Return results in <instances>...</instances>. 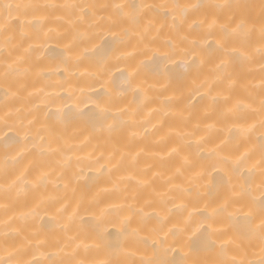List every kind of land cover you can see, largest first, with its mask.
I'll return each instance as SVG.
<instances>
[{
	"label": "snow or ice",
	"instance_id": "obj_1",
	"mask_svg": "<svg viewBox=\"0 0 264 264\" xmlns=\"http://www.w3.org/2000/svg\"><path fill=\"white\" fill-rule=\"evenodd\" d=\"M95 7L93 4L81 3H39L35 0H22V2L13 3L0 0V34L5 36L4 48H10L8 55L0 62V82L6 86L4 89L5 100L10 94L15 95L12 89L19 83L23 74L40 66V58H33L34 54L38 52V48L31 43L23 50V54L13 57V53L20 46L11 45L14 37L8 33L12 31V24L19 20V15L35 17L33 22H24L25 28H35V39L68 41L64 45L66 55L62 57L65 72L72 74L79 72L81 78L101 83L115 65L120 63L135 65L127 77V89L116 94L105 91L103 85L101 90L95 93V99L88 96L84 87L80 88L79 95L75 99L70 96L67 100L46 92L44 88L29 93L30 96L42 98L45 107L58 102L63 105L62 108H57L55 111L49 110L46 117L48 121H52L54 124H64L70 120H81L94 130L108 133L115 129L135 128L137 122L133 117L139 114L143 107L141 95L144 90L141 84L144 81L140 79L143 69H150L152 65L162 64L163 72L159 73L160 78L149 85L148 90L150 91L156 85H161V91L167 92L169 84L163 81L172 78L167 69L170 64H175L174 58L177 55L187 56L190 54L193 57L192 64L195 65L198 50H203L205 47L202 41L208 40L206 47L217 55L219 63L213 70L212 84L208 85V81L205 80L200 83L195 92L199 94L201 88L208 86L207 93L201 95L200 100H203L205 95L208 97L209 103L204 106V118L212 122L204 124L203 128L199 119L194 124L191 123V109L196 107L192 101L191 93L187 97H184L183 93L179 97H164L162 104L169 108H171L174 99L187 100L184 110L188 111L189 115L182 118L183 127L186 130L175 133L179 142L170 147L165 155L158 156L159 164L150 165L141 170L145 175L151 172L152 179H140L136 183L140 188L151 189V191L147 192L148 198L145 199L142 207L129 205L128 209L132 216L138 218V224H142L145 217L155 215L160 224L158 230L163 233L160 237V249L154 252V258L144 261L143 264H264V94L261 95L258 106L245 104L241 99L234 100L236 81L233 78V73L229 71L233 65L250 62L256 52L264 59V0H261V20L258 27L243 11L249 5L233 3L232 0H213L210 3H204L202 0H194V2L192 0L189 2L173 0L172 3L159 4L113 3L102 6L111 8L112 15L99 19H96L94 14L89 15L90 10ZM56 10H64L70 16H75L74 21H68L72 26L71 30L61 32L56 28L46 27L50 16ZM226 10L231 15L221 22V14ZM13 12L18 14L15 20L12 19ZM150 14L151 19L148 18ZM157 16H162L165 19V22L159 26L155 21ZM56 19L59 21L63 18L57 17ZM80 26H86L85 31L81 32ZM105 28L112 32L114 39L119 41L122 47L109 52V50L101 49L92 43L97 35V30L103 31ZM117 28L120 29L118 32L112 31ZM165 29H167V35L161 39L162 35H165ZM257 32L259 47L253 49L254 36ZM153 33L155 34L153 35ZM171 34H175L179 38L180 45L183 47L178 48L172 43ZM21 36L33 38L29 36L28 32H21ZM132 40L136 41L135 45L132 44ZM86 43H91L92 47H85L83 51H80V46ZM156 45L166 46L168 51L161 52L160 47ZM129 48L133 50L128 51ZM149 52L152 53L151 57L148 56ZM140 56H144L146 59L138 60ZM85 61H87L86 65ZM22 65H28V67H22ZM81 67H84L83 72L80 71ZM261 88L264 89V83L261 84ZM129 95L131 100L128 99ZM148 99L144 95V100ZM81 104L85 105L83 109L79 107ZM12 119V113L5 114L3 117L4 127L11 129L8 122ZM34 122L30 120L26 124L25 118L19 115L18 110L13 123L22 135L18 134L11 138L5 135L4 140L0 142V150L4 153L3 159L0 161V174L4 181L0 185V193L6 200L13 192L19 195L21 192L26 193L39 187L50 175V173H44L37 179L30 180L26 169L20 171L14 167L20 164L25 156L35 150L38 145L42 146L49 142V136L42 134L43 129L37 131L35 135L33 134L32 125ZM226 123L228 124V139L221 140L220 144L210 151L215 156L214 168L219 169L223 184L227 185L228 194L218 196L217 199L206 203L204 210L194 213L189 211L192 206L190 199L188 203H177V200L188 199L186 194L191 192V187H184L183 183L185 171L197 167V163L191 159V149L193 146L200 149L208 142L209 137L201 135L202 132L206 133L213 129L223 132L224 129L217 126ZM156 127L153 125V129ZM257 130H259L258 146L239 152L241 140L251 139ZM50 131H54V129H50ZM144 132L146 134L148 129L145 128ZM136 135L135 131L130 132L131 137L134 138ZM172 136L173 133L170 131L167 136L161 137L159 143L167 145ZM53 139L59 142L60 137L53 136ZM229 142L237 149L235 154H225ZM64 150L62 144H59L55 149L40 147V154L44 155L48 152L59 154ZM115 155L114 151L108 157V162H111ZM138 156L139 153L131 158L133 166L137 164ZM124 158L125 154H121V162L124 161ZM95 162L100 163V158H97ZM100 167L104 168L106 164H100ZM154 167L157 169L156 171H153ZM166 172L170 174L166 175ZM257 177L259 178L258 183L256 182ZM203 178L204 173L199 172L187 177V181L191 185L193 181ZM157 180L160 181L159 188L162 190H158V187L155 186ZM176 181H181V183H176ZM257 192L259 196L255 195ZM208 194L211 195V193ZM221 200L223 203L219 202ZM233 205H240V207L233 210ZM157 207L162 213L167 214L160 215L155 211L151 214L145 212V208L156 209ZM4 208L7 212L8 205H4ZM244 208H247L248 211L241 215ZM58 211L63 213L67 209L62 208ZM35 212V209L22 212L19 217H9L3 222L6 231L2 235L6 244L11 232L14 231L18 234L21 231L20 228L10 229L12 222L16 219L26 222L29 217L35 215ZM172 213H178L179 218L172 224V227L165 231V227L173 220ZM77 215L78 212L68 217V224L62 225L65 235L52 242V246L59 248L63 256L54 259L53 256L56 254L50 253L48 264H114L111 259L99 261L77 259L81 248L85 252L90 248L83 242L78 243L79 235H68ZM194 216H199L200 219L196 221L193 219ZM257 220L258 223H256ZM223 221L242 222L241 227L237 229L240 232V237L228 236L225 238L227 233L216 227ZM131 223V218L125 220V231L128 238L137 243L144 241V238L139 234L141 231L139 227H127ZM193 225H195L194 234L200 240L199 248L196 251L215 252L216 259L209 261L199 255H193L192 252L182 254L179 259H168L162 255L171 248L169 239L172 244L177 246L176 251L182 253L183 234L192 231ZM96 232L98 237L103 238L98 225ZM46 243L48 242L39 239V233H33L29 238L28 248L40 249ZM257 246L259 247V259H248L250 254L255 255L254 251L250 252V249ZM153 247L155 248V245ZM5 251L8 252L7 247ZM26 252V248H17L8 252L5 258L0 259V264H42V261L38 259H24L23 256Z\"/></svg>",
	"mask_w": 264,
	"mask_h": 264
},
{
	"label": "bare ground",
	"instance_id": "obj_2",
	"mask_svg": "<svg viewBox=\"0 0 264 264\" xmlns=\"http://www.w3.org/2000/svg\"><path fill=\"white\" fill-rule=\"evenodd\" d=\"M7 2H22V0H7ZM35 2L45 3L51 2L56 4L63 3H81L93 4L96 7L90 10L89 15L95 16L96 19L112 15L111 8H104L103 5H111L113 3H137V4H159L172 3L173 0H35ZM178 2H189V0H178ZM194 2V0H192ZM204 3L213 2V0H202ZM233 3L247 4L248 8L244 9V13L248 15L251 21L255 22L257 27L261 20V0H232ZM17 13L13 12L12 19L15 20ZM221 22H224L231 13L225 11L221 14ZM57 17L63 19L57 20ZM152 18L151 14L148 17ZM35 17L32 15H19V20L12 24V31L8 35L13 36L11 45H19L20 47L13 53V57L23 54V50L31 43L38 48V52L34 57L40 58V66L32 68L31 71L23 74L19 83L12 89L15 95H9L5 100V85L0 82V142L4 140L5 135L9 138L16 136L19 129L13 123L15 114L19 110V115L25 118V123L32 120L35 121L32 125L33 134L41 129L46 136H49V142L44 145H38L37 148L29 152L20 164L14 166L20 171L25 169L28 172V179L35 180L44 173H50L48 179L39 185V187L29 190L26 193L21 192L17 195L13 192L9 199H4L3 194L0 193V259L7 256L8 252L14 251L17 248H26L27 252L23 256L24 259H38L42 264H48V256L50 253L56 254L54 259H59L63 256L60 249L52 246V242L63 237L65 233L62 231V225L68 224V217L73 213H77L75 223L71 226V231L68 235H79V242H83L90 246L89 250L85 252L83 248L80 249L77 259H85L88 261H99L111 259L114 264H143L144 261L154 258V252L160 249V237L163 233L159 232V221L155 215L145 217L142 224H138V218L132 216L129 212L128 206L135 205L142 207L145 199H147V192L151 189H142L136 183L140 179H152V173L146 175L141 171L150 165L159 164V155H165L170 147L178 143L175 136L176 132L185 131L183 127V117H188V111H185V104L187 100L179 99L173 100L171 108L162 104V100L166 96L179 97L183 93L187 97L189 93L192 94V101L196 107L191 109V123H195L197 119L201 121V127L204 124L211 123V120L204 118V106L209 103L208 97L205 95L203 100L200 96L208 91V86L200 89L199 94L195 89L199 87L200 83L207 80L208 85H211L214 79V69L219 63L217 55L211 49L206 47L208 40L202 41L205 45L203 50H198L197 63L192 64L193 57L189 54L177 55L175 64L168 66V73L171 74V79H165L163 82L169 84L167 92L161 91V85H156L150 91L149 85L153 84L156 79L160 78L159 73L163 72V65H152L149 68L143 69L141 84L144 90L141 95L143 107L139 114L133 117L137 122L134 129H115L111 133L94 130L90 125L81 120H70L64 124H54L52 121L46 119L47 113L51 109L55 111L57 108H62L61 103L49 104L44 106L42 98L30 96L29 93H34L37 89L44 88L46 92L53 93L61 99L67 100L68 97L79 95V90L84 87L88 96L95 99V93L103 89L113 94L119 93L127 89V77L131 72L134 64L120 63L111 68L109 75L105 77L101 83H95L87 78H81L79 72L75 74L65 72V65L62 62V57L66 55L64 45L67 40H47L35 39V28H25L24 22H33ZM69 20H75V16H70L64 10H56L49 18V23L46 27L56 28L61 32L71 30ZM157 25L164 23L165 19L162 16L155 18ZM146 22V21H145ZM86 26H80V31H85ZM120 29H113L118 32ZM21 32H28L29 36L33 38H25L21 36ZM155 33H153L154 35ZM167 35H162L164 39ZM171 40L178 48L180 45L179 38L175 34H171ZM259 34L254 36L253 49L259 47ZM5 36L0 34V62L8 55L9 49L4 48ZM92 43L98 45L101 49H106L111 52L113 49L122 47L119 41L115 40L112 32L105 28L103 31L97 30ZM136 41L132 40L135 45ZM160 47V51H168L166 46L156 45ZM85 47L91 48V43H86L80 46V51ZM129 48L128 51H132ZM151 57L152 53L149 52ZM146 59L140 56L138 60ZM167 63V62H165ZM87 61H85V65ZM28 67V65H22ZM187 69V70H186ZM75 71V70H73ZM81 72L84 67H81ZM233 73V78L236 81V89L233 99H241L245 104H252L258 106L261 95L264 94V89L261 84L264 83V59L256 52L250 62L242 65H233L229 68ZM48 73V74H45ZM123 73V75H121ZM144 95L149 99L144 100ZM131 100V96L128 97ZM87 102V101H86ZM70 103V101H69ZM7 105V106H5ZM39 105V107H36ZM81 109L85 107L84 104L79 105ZM135 107V105H133ZM156 110V111H153ZM7 113L13 114V119L9 120L11 129L4 127L3 117ZM251 122V121H249ZM153 125L157 127L153 129ZM161 125H163L161 127ZM222 127L223 132H217L215 129L208 132H202L201 135L209 137L200 149H191V159L197 163L194 169L186 170L184 173L185 180L184 187H191V192L186 194L188 199L183 201L177 200V203H188L191 200V207L189 211L199 212L204 210L206 203H210L213 199H217L220 195H227V185L223 184L222 177L219 174V169L214 168L215 156L211 154V149L220 144L221 140H227L228 124L218 125ZM148 132L145 134L144 129ZM54 129V131H50ZM135 131L136 137H131L130 132ZM173 136L167 145L159 143L161 137L167 136L169 132ZM259 130L253 134L251 139H242L238 151L243 152L258 146L257 136ZM53 136H59V142L53 139ZM59 144L64 145V151L59 154H51L50 152L41 155L40 147L45 149H55ZM31 147V144H29ZM116 152L115 158L108 162V157ZM237 149L229 142L225 154H235ZM138 162L135 166L131 164V158L136 156ZM121 154H125L124 161L121 162ZM130 154V155H129ZM4 153L0 150V161H2ZM100 158V163H96V159ZM100 164H106V167L101 168ZM157 169L154 167L153 171ZM203 172L204 178L198 179L189 185L187 177H191L196 173ZM169 175L170 173H165ZM131 177V179H130ZM3 177L0 174V185L3 184ZM259 182V178H256ZM181 183V181H176ZM160 181H156L158 190ZM208 193H211L209 195ZM259 196V193H255ZM223 203V201H219ZM4 205H8L7 212ZM215 206V205H213ZM240 205H233V210L239 208ZM66 208L67 211L60 213L58 210ZM35 209V215L29 217L27 221L16 219L10 225V229L20 228L21 231L17 234L11 232L7 238V244L2 235L6 229L3 227V222L9 217H19L22 212H29ZM210 210V209H209ZM156 212L160 215L162 213L160 208H145L146 213ZM248 211L244 208L243 215ZM173 220L165 227V231L172 227L176 219L179 218L178 213H172ZM187 215V213H185ZM131 218L132 223L130 228L139 227L141 229L140 236L144 238L142 242H135L128 238L125 231V220ZM194 220L198 221L199 216H194ZM259 221L257 220L256 223ZM240 221H223L217 224L216 227L224 230L228 236L240 237V232L237 231L241 227ZM99 226L103 234V238L97 236L96 226ZM193 230L183 234L181 244L183 252L176 251V245L171 243L170 250L166 254L168 259H179L182 254L192 252L193 255H199L201 258L209 261L216 259L215 252L199 251L200 240L194 234ZM33 233H39L41 241H47L44 247L40 249L28 248L29 238ZM155 245V248L153 247ZM99 246V248H97ZM7 247L8 252L5 251ZM255 255H249L248 259H259V247L250 249V252Z\"/></svg>",
	"mask_w": 264,
	"mask_h": 264
}]
</instances>
